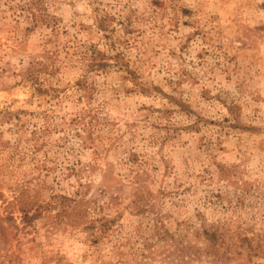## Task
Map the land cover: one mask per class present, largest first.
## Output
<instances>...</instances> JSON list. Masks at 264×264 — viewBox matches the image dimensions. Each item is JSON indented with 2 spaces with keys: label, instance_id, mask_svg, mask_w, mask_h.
<instances>
[{
  "label": "rangeland",
  "instance_id": "rangeland-1",
  "mask_svg": "<svg viewBox=\"0 0 264 264\" xmlns=\"http://www.w3.org/2000/svg\"><path fill=\"white\" fill-rule=\"evenodd\" d=\"M104 2L0 0V264H264V0Z\"/></svg>",
  "mask_w": 264,
  "mask_h": 264
},
{
  "label": "clouds",
  "instance_id": "clouds-1",
  "mask_svg": "<svg viewBox=\"0 0 264 264\" xmlns=\"http://www.w3.org/2000/svg\"><path fill=\"white\" fill-rule=\"evenodd\" d=\"M125 3H127V0H125ZM125 3L117 4L112 2V0H105V2L100 6L102 8H107L113 15H119L121 17L127 14L128 9H136V17L141 18L136 21V26L146 30L145 35L140 37L139 40L144 41L149 37H152L153 32L155 31L154 25L157 23H162V21H160L158 17L151 14L150 11L145 10L146 4L143 2V0H133V2L128 5V8H125ZM198 6L209 10V14L211 13L212 9L218 7L215 4L205 3V0H200ZM82 7L85 11H90L88 5L85 4ZM234 7L240 8L241 10H246L248 6L235 5ZM121 9H124V12H121ZM245 14H247L246 11ZM260 20H264V12L260 13L257 18H253L250 22L257 23ZM174 70L179 69L178 67H175ZM46 243L49 247L55 248L57 251L64 252L66 255L69 251L76 250L77 254L69 258L71 261H74V264H81L80 254L87 253L89 251L86 240L78 231H67L63 234H58L56 237L48 239ZM154 264H159V262H154Z\"/></svg>",
  "mask_w": 264,
  "mask_h": 264
}]
</instances>
